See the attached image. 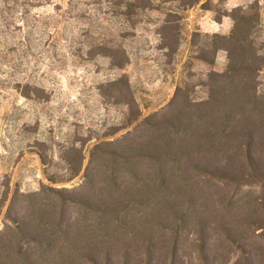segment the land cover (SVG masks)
I'll list each match as a JSON object with an SVG mask.
<instances>
[{
  "label": "rangeland",
  "instance_id": "374dc122",
  "mask_svg": "<svg viewBox=\"0 0 264 264\" xmlns=\"http://www.w3.org/2000/svg\"><path fill=\"white\" fill-rule=\"evenodd\" d=\"M153 1L0 0V264H264V0Z\"/></svg>",
  "mask_w": 264,
  "mask_h": 264
},
{
  "label": "trees",
  "instance_id": "16d2710c",
  "mask_svg": "<svg viewBox=\"0 0 264 264\" xmlns=\"http://www.w3.org/2000/svg\"><path fill=\"white\" fill-rule=\"evenodd\" d=\"M173 1L179 3V5L181 6L186 5L185 2L186 0H173ZM153 4H154L153 0H125L123 4L124 10L122 11V15L127 21L131 20L130 21V23L132 24L131 26L134 28V26L137 23L136 21L138 19H141L145 10L152 8ZM136 18L137 20L135 21ZM212 39L214 40L217 39L219 41V42L218 41L211 42L213 52L216 53L223 48H225L228 51L230 58L229 71L234 74V77L240 75V73L243 72L247 68V66L252 65L254 63V58L256 57V54L252 52V42L249 40L248 32L244 28V18L242 20H236L235 27L232 33L228 37L213 35L211 37V40ZM93 49H90L88 51L90 57H92L94 53H96V51L99 50V53L101 55L110 58L112 65L116 68L122 69L130 62V57L125 51V49L122 47V45L110 42V43H104L103 46H99L98 48L94 47ZM202 59L204 61H208L209 63H212L209 60H207L208 58H206L205 56H202ZM121 84L125 86V89H127V91L129 90L128 81L119 80L118 82L112 83V85L114 86H120ZM224 101H229V99H227V97L225 96H221V97L219 96L216 103L219 104V106H223L225 107V109H228L226 108ZM134 121L136 122L137 119H135ZM169 146L171 147L170 143L166 147L165 146L160 147L159 152H162V155L168 154L169 152L172 151L170 150L169 152H167V147ZM134 151L139 152V153L137 152L138 154H135L136 157H142L144 155V150H142L141 152V150L135 149L133 150V152ZM104 153L107 154L109 157H111L110 159L115 163H117L118 160H122L128 163L129 161L134 159L131 150L127 151L126 153H119L117 151H106ZM149 154L153 159H155L156 158L155 156L158 155L157 153L154 154L153 152L152 153L149 152ZM259 161L255 160V158H253L252 154L249 152L248 163L251 169L253 170L259 169ZM244 257H247L246 260L249 259L248 255H246L245 252H244Z\"/></svg>",
  "mask_w": 264,
  "mask_h": 264
}]
</instances>
